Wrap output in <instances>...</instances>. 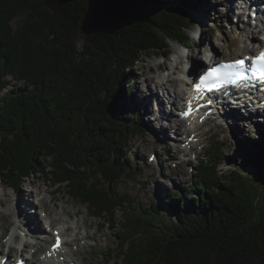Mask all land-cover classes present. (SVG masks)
<instances>
[{"label": "trees", "instance_id": "1", "mask_svg": "<svg viewBox=\"0 0 264 264\" xmlns=\"http://www.w3.org/2000/svg\"><path fill=\"white\" fill-rule=\"evenodd\" d=\"M192 22L186 1L0 0V91L21 83L0 102V176L20 190L47 175L107 220V264H264V189L220 171L219 142L186 194H165L173 216L118 191L138 175L129 153L146 132L123 85L145 54L190 47Z\"/></svg>", "mask_w": 264, "mask_h": 264}, {"label": "rangeland", "instance_id": "2", "mask_svg": "<svg viewBox=\"0 0 264 264\" xmlns=\"http://www.w3.org/2000/svg\"><path fill=\"white\" fill-rule=\"evenodd\" d=\"M176 1H186L191 11L193 25L189 34L192 44L190 47H186L185 45L174 43L166 54H145L140 62L135 64L134 77L123 85V92L128 96L127 98H133V102L126 101L123 107L135 119L136 115L140 114V124L144 126L146 132L133 140L132 149L129 153L134 170L138 175L123 179L118 188L119 193L128 194L133 200L146 206H151L153 201H157L161 211L169 216L173 215L161 204L165 194L167 192L186 194V187L190 186L191 188L193 181L197 180V171L194 166L200 164L201 160L211 156V145L216 142L220 143L225 154L220 167L222 173L233 170L240 171L253 186L259 188V191L264 189L263 111H260V113H249V115H247V112L245 115L243 112L233 114V111H225L224 114L217 113L211 122L202 126L199 130V133L204 134V136L201 137V142L198 143L194 153L192 155L190 153L186 157L179 152L180 150L174 149L172 146L173 143L178 146L181 145V142L186 138L182 135L176 136L173 129L165 132L161 129L164 122L158 121L157 118L160 115L159 110L162 105L157 98L164 95L165 103L161 100L163 106H165L164 109L169 114H174L170 108L173 107V103H169V101L170 95L175 96L174 89H176L177 83L171 82L168 90L161 89L162 84L166 83L172 71L177 70L173 77L174 80L187 78L189 75L192 76V79L187 80L186 85L184 83L178 84L179 88L187 90V85L199 75V73L194 74L193 72L196 67L202 65L203 69L208 64V53L213 54L212 51L215 50L214 52L220 55V59L230 58L229 53L224 49L226 42L232 38H239L238 40H240V38L245 36L243 32L239 34L240 29L238 28L237 30L236 28L238 22L236 15H232L230 8L233 5H229V0H196L194 6L190 3V0ZM252 35L256 42L259 37L253 32ZM243 40L242 43H237V45L231 47V53L237 52L239 48L249 42L248 39L244 40V42ZM246 52L247 49L241 51L238 56ZM233 57L232 55L231 58ZM150 78L156 80L153 82ZM7 80L10 81L11 79L7 78ZM20 85L21 83L12 81L7 89L0 91V102L6 94L20 87ZM159 89H161L160 93ZM169 90H171V93L167 95ZM158 93L160 94L159 97ZM181 103V100L177 101V104L181 105ZM182 147L184 148V145ZM250 155L260 158L262 163L258 165L255 161L250 160ZM191 164L193 167H191ZM46 176L38 174L26 180L20 189L24 193L21 196V200H33L31 196L34 191L36 192L34 197L37 200L45 199L49 202L47 209H53L54 217L65 218L67 227H75L77 225L76 222H79L82 232L88 229L93 234L95 233L90 240H77V243H74L73 249H71L74 252L77 248L75 250V252L77 251L76 259L81 264H107L105 258L108 255V251L117 247L116 239L113 237L115 231L111 225L103 217H93L86 207L87 205L71 197L67 188L54 186L51 179ZM49 190L55 191L54 195L57 201H50L51 196L46 194V191ZM0 195V199L6 200L5 204L0 203V215L4 213L10 214L9 217L3 216L6 219L0 217L2 225L6 223L10 227L1 233L0 236L5 235V233L10 235L20 225L19 222L11 225V220L19 221L18 215L11 214V210L17 207L19 195L12 188L4 185L1 176ZM28 207H30V211L35 209L30 202ZM39 210L38 216L43 218L41 225L45 227L44 216L48 212L43 213L41 212L42 209ZM65 210H69L66 217L63 215ZM122 213L121 210L116 213L117 219L121 218ZM33 214L35 215L34 212ZM102 224L104 228L101 226ZM29 227L35 228L31 224ZM75 234L74 231L68 233L66 235L67 240H74ZM29 251L30 249H28Z\"/></svg>", "mask_w": 264, "mask_h": 264}, {"label": "bare ground", "instance_id": "3", "mask_svg": "<svg viewBox=\"0 0 264 264\" xmlns=\"http://www.w3.org/2000/svg\"><path fill=\"white\" fill-rule=\"evenodd\" d=\"M228 2H229L230 6L233 5V7L230 8V10L232 11V15L233 16L236 15L235 16L236 19L240 18L239 14L237 13V10H236V9H238V7H239L238 10L244 11V14H246V12H248L250 14L251 9L254 7V8H256L255 9V13L257 14L256 19H261L262 18V17H260L259 8L257 7L256 4H254L253 1L248 2L247 0H243V4L246 5L245 6V10H243V8H240L239 3L235 4V0H229ZM249 17L251 18L250 15H249ZM244 23L245 22L243 20H240L239 24H243L244 25ZM242 32L245 33V36L243 38H240V40H238L239 38L238 39L232 38V39L228 40V42H226V45H225L224 49H226V51L229 53V57L230 58H227V59H223L222 58V59H220V55L217 52H214L215 51L214 50V51H212L213 54L212 53H208L207 54V56H208V59H207L208 64L206 66H210L212 64L215 65V63L221 62V61L227 62V61H233V60H237V59L239 60L240 58H242L246 54L257 52L258 51V49L256 47L257 45H263L264 46V42H262L260 40L261 37L256 39V42H255V38L252 35V33H250V31L248 30L247 26L244 27V30L240 31L239 34L242 33ZM241 39L242 40L243 39L244 40L248 39L249 42H247L245 45H243V47L239 48L237 50V52L231 53V47L234 46V45H237V43H242ZM244 40H243V42H244ZM246 49H247L246 53H244L241 56H238L241 51H244ZM232 55L234 56L233 58H231ZM203 63H204V59H203ZM176 71L175 70L172 71V73L170 74L169 79H167L166 83L164 82L162 84V87H161V89H167L168 90L170 88V86H171L170 85L171 82L172 83L173 82L177 83L176 84L177 87H176V89H174V92H175L174 95L175 96H171L170 95L171 90H169V93H168V95H170L169 103H174V104L178 100L179 101L183 100V95L185 93V90L179 88L178 84L184 83V85H186L187 84V80L192 79V76L189 75V76H187V78L184 77V78H178V79L174 80L173 77H174V74H175ZM193 72H194V74L201 73L202 72V65H198L196 67V70L193 71ZM150 80L154 82L156 79L150 78ZM191 83H194V81H192ZM190 88H188L187 91H189ZM161 89H159V93H160ZM159 93H158V97L160 96ZM157 99L160 101V103L162 105L160 107V115L157 118L158 121H161V122L163 121L164 122V125L162 124V128L161 129L164 130V132L168 131L170 129H173L175 131V135L176 136H179V135L185 136V135H187L186 139L181 142V145L178 146L177 144L173 143L172 146H173L174 149L180 150L179 152L185 157L189 156L190 153L192 155L194 153V151L196 150L198 144H192V148H193L192 152H189L188 148H183L182 145H183V143H186V141H188L189 138L192 137L194 134L197 135L198 130H200L202 127L201 126H197L195 129H193L190 126L181 123L177 118H173L174 116H177V113H175V115L174 114L172 115V114H169L168 111L166 112V110L164 109V107H165V106H163V102L165 103L164 95L160 96ZM259 102H260L259 99L255 100L253 102L254 103V105H253L254 108H252V109H256L258 107V105H259ZM255 106H257V107H255ZM248 107H250V106H248ZM262 110H264V109H262ZM256 112L260 113V110H258ZM163 116L166 117V118H164ZM202 136H204V134H201V133L199 134L198 133V135L196 137H194V140H198L199 139V141L201 142L200 138ZM177 140H179V139H177ZM54 192L51 191V190L46 191V194L51 196V199H50L51 202L57 201L56 200V196L54 195ZM35 193L36 192H34V191L32 192V196L31 197L33 198V200L30 199L29 201H27V200L26 201H22L21 200L22 199L21 196L24 195V193L21 190H18V192H17V194L19 195L18 204H17V207L15 209L11 210V214L13 213L16 216L18 215L19 222H24L25 223L24 226L27 228V233H25L24 237L21 236L18 232L22 231V228L20 226H18V229L17 230L14 229L10 233V235H9V233H7V234L5 233V235L2 234L3 236H0V248L1 247H5V244L3 243L4 239H6L5 241L8 240V242H10L11 240L16 239V240H21L23 242L24 247H23V251L22 252H24V251L27 252L28 249L35 250V252L31 254V258H29V256H27V259H28L27 264H36V263H39V262L41 264H59V263L62 262L61 261L62 258H65V263H63V264H78V263L81 264V262H78V260L76 259V257H77L76 256V252L77 251L75 252V250L77 248L74 250V252H75L74 253L73 250H72L73 249L72 247L74 246V243H77L76 242L77 240H79V239L80 240H85V239L90 240L91 237H93L95 235V233L93 234L92 232L88 231V229L82 232L81 224L79 222H76L77 225L75 227L71 226L70 228H67V226H66L67 221L65 220V218L59 219L60 217L57 218L56 216H55L56 217L55 218L53 216V209H47V207H48L47 204H49V202L46 201L45 199L37 200V198L34 197ZM1 202H2V204H5L6 200H4L2 198V199H0V203ZM29 202L31 203L32 207L35 208L33 211L29 210V208L31 207V206L28 207ZM39 209H42L41 212H43V213L44 212L45 213L48 212L46 214L47 218L45 219L46 225L48 227L47 230L49 228H51V232L52 233H54L55 230H59V231L64 232V233H67L68 231L71 230V231H74L76 233L74 235L75 236L74 240L73 239L70 240V241L68 240L67 243H66V246L62 249V252L59 254V260H60L59 263H56L57 262L56 260L49 259V258H46V260H44L41 257L43 254H44V256L47 254V252H45V248H47V244H49L50 241H49V235L47 234L48 232L46 231V228L41 225V223L43 221V218L38 216L39 215L38 214V210ZM33 212L35 213V215L33 214ZM68 213H69V210H65L63 215L66 217L68 215ZM9 215H10L9 213H4L3 215L1 214L0 217L1 218L3 216H6V217L8 216L9 217ZM4 218L5 217H3L2 219H4ZM11 222H12L11 225H14L18 221L13 219V220H11ZM29 224H31V226L32 225L35 226V229L34 230L30 229ZM8 227H9L8 224L3 223V225H2V223L0 222V234L3 233ZM25 227H23V228H25ZM23 231H25V230H23ZM38 234H42L44 236V238L39 239L38 238L39 237ZM53 238H55V237H53ZM9 250H10L12 256H15V257L19 258V256H20V252L19 251H16V252H19V253H17L15 255L14 249L9 248Z\"/></svg>", "mask_w": 264, "mask_h": 264}, {"label": "snow or ice", "instance_id": "4", "mask_svg": "<svg viewBox=\"0 0 264 264\" xmlns=\"http://www.w3.org/2000/svg\"><path fill=\"white\" fill-rule=\"evenodd\" d=\"M110 3L114 5H119L122 0H109ZM190 3L194 6L196 0H190ZM111 14H102L99 23L105 24L110 22ZM256 68L264 72V53H261L259 57L256 58L255 62ZM245 61L240 59L232 63H227L220 65L218 67L210 69L203 76L200 77V84L196 85L197 90H199L200 85H206L209 83H223L226 81L237 82L245 79ZM191 111V107H190ZM60 241L57 239V246Z\"/></svg>", "mask_w": 264, "mask_h": 264}]
</instances>
